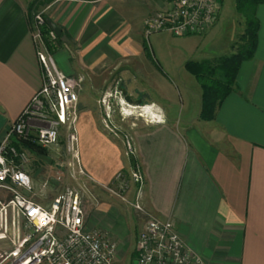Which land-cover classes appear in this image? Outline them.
<instances>
[{
    "label": "crops",
    "instance_id": "0c3cea01",
    "mask_svg": "<svg viewBox=\"0 0 264 264\" xmlns=\"http://www.w3.org/2000/svg\"><path fill=\"white\" fill-rule=\"evenodd\" d=\"M31 2L0 0V139L41 84L30 33L33 15L41 12L61 30L50 51L58 68L69 77H82L74 129L87 180L80 177L92 193L99 184H110L118 171L128 174L132 163L124 141L101 124L98 99L90 102V96L119 86L130 95L143 94L145 86L159 88L166 81L152 43L147 40L148 50L143 34L144 19L158 5L149 0ZM256 17L255 53L240 64L233 89L213 119L199 120L198 113L181 128L155 101L142 99L154 116L132 125L134 159L145 178L143 207L158 219L172 221L203 264H264V3L256 7ZM157 34H152L154 40ZM19 146L29 157L24 169L34 189L43 163L33 149L22 142ZM21 192L37 202L33 190ZM134 192L132 186L129 200ZM10 197L11 192L0 187V201ZM83 199L87 228L117 244L113 264H134L141 218L129 205L124 210L135 212L131 218L113 203L100 201L93 203L91 210H98L90 221L89 202ZM1 241L0 247L7 245Z\"/></svg>",
    "mask_w": 264,
    "mask_h": 264
},
{
    "label": "built area",
    "instance_id": "2783aa9c",
    "mask_svg": "<svg viewBox=\"0 0 264 264\" xmlns=\"http://www.w3.org/2000/svg\"><path fill=\"white\" fill-rule=\"evenodd\" d=\"M149 1L158 7L143 21L146 38L158 31L175 36L204 33L214 24L221 7V0ZM44 22L38 12L30 28L40 65V87L0 139V187L11 192L6 202L0 201V240L7 244L0 247V264H113L117 244L103 232L87 228L85 194L80 189L64 187L47 206L21 192L30 193L33 184L24 169L29 157L14 141L48 150L58 144L61 129L69 128L68 149L77 161L78 174H85L74 148L77 136L73 127L82 77H69L58 68L43 39ZM49 36L55 38L51 30ZM124 147L126 156L134 157L132 140L126 139ZM144 183L141 165L134 161L128 174L118 171L107 186L111 195L125 201L141 218L134 264H203L172 221L158 219L143 207ZM132 186L134 197L129 200L126 194Z\"/></svg>",
    "mask_w": 264,
    "mask_h": 264
},
{
    "label": "rangeland",
    "instance_id": "374dc122",
    "mask_svg": "<svg viewBox=\"0 0 264 264\" xmlns=\"http://www.w3.org/2000/svg\"><path fill=\"white\" fill-rule=\"evenodd\" d=\"M222 2L217 21L213 27L204 33L175 36L170 32L167 33V31H158L154 32L158 33L157 40L153 39L152 34L154 33L148 35L146 39L148 50H150V47L147 40L149 39L152 43L154 57L160 61L163 72L166 74V81L163 84H159V88L145 86L146 89L143 94H133L132 97L135 100L155 101V103L161 106L170 120H179V127L181 128L187 124L188 119L198 117L202 95L200 82L184 67L185 62L188 60L198 62L208 60L209 62L216 63L219 59L236 53L243 46L244 12L238 9L236 0H223ZM90 99V102L98 99L97 105L101 109L100 113L102 117L101 124L106 131L122 141L126 139L132 140L133 124L138 126L141 125L140 122L145 120V118L149 119L148 116L140 114L143 105L135 106L127 103L132 107L129 109L134 114H123L122 110L124 106L121 104L123 99L114 88L110 89L109 92H103L101 95H92ZM96 108L98 107L96 106ZM199 120L202 119L199 118ZM195 123L197 127L205 129L203 123H198L197 121ZM69 133V128L61 129L58 144L47 150L46 155L52 157L54 163L52 165L42 164L40 167L36 181H33L34 189L32 196L34 199L40 204L47 206L57 194L61 193L64 187L72 186L80 189L81 193L85 194L87 203L89 202L86 206V219L89 217V214L90 221L92 217L96 218L98 207H94L93 210L91 208L94 206V202L100 201L113 203L123 213L124 217L126 215L131 218L134 211L132 209H129V211L128 209L127 211L124 210L128 204L111 195L107 190L108 184H99L100 187L91 189L92 193L85 190L87 187L84 188L86 192L83 190L82 187L85 186V183L80 176L84 178L85 174H78L77 161L68 149L67 135ZM74 148L79 153L77 142L74 143ZM58 177L60 179H57ZM84 179L87 180V178ZM128 193L126 197L130 199ZM138 218H140L139 215ZM1 242L4 243L5 241Z\"/></svg>",
    "mask_w": 264,
    "mask_h": 264
},
{
    "label": "trees",
    "instance_id": "16d2710c",
    "mask_svg": "<svg viewBox=\"0 0 264 264\" xmlns=\"http://www.w3.org/2000/svg\"><path fill=\"white\" fill-rule=\"evenodd\" d=\"M38 0H33L31 6H34ZM239 10L244 12L245 28L242 34L243 46L236 53L223 57L216 63L208 60L185 62L184 67L194 75L200 82L202 88L201 106L199 118L202 120H211L214 118L215 110L223 99L232 91L235 84L236 75L240 64L253 57L257 45V32L259 21L256 17V7L263 4L264 0H236ZM36 14V13H35ZM34 16V15H33ZM44 24L41 27L44 42L49 51L53 50V41L59 37L51 39L49 36L50 28L44 18ZM17 147L19 143L14 141ZM27 147L33 149L38 155L37 161L45 164L46 162L40 158V154H47V150H43L29 142H23ZM134 157H130V162L134 163Z\"/></svg>",
    "mask_w": 264,
    "mask_h": 264
},
{
    "label": "water",
    "instance_id": "95a60500",
    "mask_svg": "<svg viewBox=\"0 0 264 264\" xmlns=\"http://www.w3.org/2000/svg\"><path fill=\"white\" fill-rule=\"evenodd\" d=\"M46 23H47L48 27L50 28V30L55 34L56 37L60 35L61 30L51 20L46 19ZM117 92L120 93V95H121V97H122V99H123V101L125 103L131 104V105H135V106H141L142 105L141 99L135 100L132 97V95L127 93L125 88L119 86V87H117ZM40 158L43 161L47 162L48 165H51L52 162H53V158L49 157V156H47L45 154H41Z\"/></svg>",
    "mask_w": 264,
    "mask_h": 264
},
{
    "label": "bare ground",
    "instance_id": "6f19581e",
    "mask_svg": "<svg viewBox=\"0 0 264 264\" xmlns=\"http://www.w3.org/2000/svg\"><path fill=\"white\" fill-rule=\"evenodd\" d=\"M122 104H123V114H126V115H132L134 114L133 111L129 108H132L130 105H128L127 103H125L124 101H122ZM128 107V108H127ZM151 107V106H150ZM153 108V107H152ZM152 111V110H151ZM150 109H148V107H141V110H140V114L142 116H148L149 118H152L151 116H154L152 115L153 112H151ZM156 113V112H155ZM154 118V117H153Z\"/></svg>",
    "mask_w": 264,
    "mask_h": 264
},
{
    "label": "flooded vegetation",
    "instance_id": "af4514ba",
    "mask_svg": "<svg viewBox=\"0 0 264 264\" xmlns=\"http://www.w3.org/2000/svg\"><path fill=\"white\" fill-rule=\"evenodd\" d=\"M115 91H117V89Z\"/></svg>",
    "mask_w": 264,
    "mask_h": 264
}]
</instances>
